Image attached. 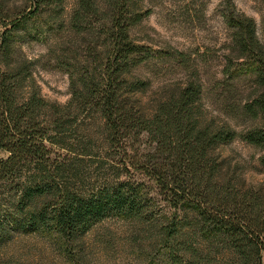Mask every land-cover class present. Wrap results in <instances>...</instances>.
<instances>
[{
    "label": "trees",
    "instance_id": "16d2710c",
    "mask_svg": "<svg viewBox=\"0 0 264 264\" xmlns=\"http://www.w3.org/2000/svg\"><path fill=\"white\" fill-rule=\"evenodd\" d=\"M137 1L77 0L70 15L73 29L79 30L82 18L101 16V60L97 71L71 78V97L64 105L47 101L34 87L18 97L24 66L9 64L10 34L17 21L1 33L0 150L7 157L0 159V253L18 237L40 236L54 239L59 252L73 259L83 236L99 222L144 217L140 184L121 178L131 168L150 178L174 211L187 208L196 214V232L191 234L183 233L174 217L160 223L164 251L174 264H263L264 193L217 180L218 163L210 150L235 133L202 123L199 81L190 79L149 115L130 98L144 86L130 76L144 52L130 34ZM26 2L28 16H36L63 0ZM234 13L227 19L234 29L236 58L255 66L259 86L242 108L262 118L261 126L241 138L264 148V49L254 19ZM89 119L96 126L80 131ZM143 133L149 142L146 151L140 150ZM103 151L107 158L100 156ZM93 163L104 170L117 163L121 167L113 179L85 183ZM196 233L204 244L191 248Z\"/></svg>",
    "mask_w": 264,
    "mask_h": 264
},
{
    "label": "rangeland",
    "instance_id": "374dc122",
    "mask_svg": "<svg viewBox=\"0 0 264 264\" xmlns=\"http://www.w3.org/2000/svg\"><path fill=\"white\" fill-rule=\"evenodd\" d=\"M76 3L63 0L56 9L28 16L26 0H0V35L13 20L17 21L10 34L13 52L9 64L24 66L19 98L26 97L34 87L47 101L64 105L71 97V78L100 68L101 16L82 18L79 30L73 29L70 15ZM133 12L137 19L130 34L144 46V52L130 76L144 86L130 98L149 115L190 79L199 81L202 123L235 133L233 139L219 142L210 150L218 163L217 180L264 193V148L241 138L246 130L262 125L260 116L253 118L242 108L259 91L255 66L236 58L234 29L227 19L229 12L253 18L264 49V0H139ZM177 52L181 54L178 57ZM4 69L0 64V71ZM83 124L80 131L87 132L86 126L97 123L89 119ZM139 144L141 151L149 149L146 134H141ZM100 156L107 158L104 151ZM6 157L7 153L0 150V159ZM118 164L110 170L96 167V163L89 165L84 182L115 178L121 167ZM121 178L140 184L145 195L144 217H109L99 222L83 236L73 259L59 252L54 239L21 236L0 253V264H174L164 251L160 223L174 217L184 226L183 233L191 234L196 232V214L187 208L174 211L153 181L134 169ZM203 244L196 233L191 248ZM216 246L222 247L213 244Z\"/></svg>",
    "mask_w": 264,
    "mask_h": 264
}]
</instances>
